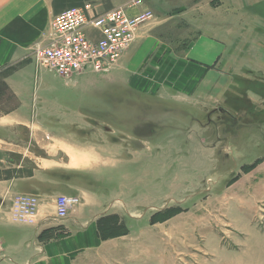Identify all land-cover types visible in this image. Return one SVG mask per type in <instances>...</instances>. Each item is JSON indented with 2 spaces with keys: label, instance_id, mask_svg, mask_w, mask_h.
I'll return each instance as SVG.
<instances>
[{
  "label": "rangeland",
  "instance_id": "obj_1",
  "mask_svg": "<svg viewBox=\"0 0 264 264\" xmlns=\"http://www.w3.org/2000/svg\"><path fill=\"white\" fill-rule=\"evenodd\" d=\"M128 1L90 3L103 12ZM140 2L139 27L174 56L222 22L232 49L222 87L186 99L149 75L136 86L119 61L65 81L30 52L0 68V117L24 123L0 128L11 143H0V184L53 209L58 196L79 198L58 219L48 206L43 242L80 227L81 209L117 264H264V0ZM10 221L0 241L27 225Z\"/></svg>",
  "mask_w": 264,
  "mask_h": 264
},
{
  "label": "crops",
  "instance_id": "obj_2",
  "mask_svg": "<svg viewBox=\"0 0 264 264\" xmlns=\"http://www.w3.org/2000/svg\"><path fill=\"white\" fill-rule=\"evenodd\" d=\"M91 1L94 0H0V68L20 62L32 52L35 43L48 41L51 21L56 13ZM141 10L142 4L131 11L132 15L142 13ZM210 21L211 32L202 31L192 39L182 56L172 55L167 44L155 40L149 29L139 27L135 41L122 55L118 68L125 69L129 77H136V86L139 75H149L154 77L159 89L166 87L186 99L199 95L201 101L205 100L209 94L222 87L218 85V81L222 80L218 68L224 54L231 49L221 35L222 22ZM23 124L15 114L0 117V128ZM0 143L11 144L3 139H0ZM68 163L71 164V161L68 160ZM69 169L76 170L72 165ZM3 191L9 192L4 197V209L9 208V199L16 193L6 183L0 184V192ZM46 204L45 200L40 202L34 225L7 228L9 237L7 241L1 240L4 249L0 264H117L114 262L119 259L117 253L104 251V244L108 241L100 240L97 223L80 215L81 209L77 220L80 227L47 242L39 239L41 227L37 223L48 217V206L52 211L55 210L54 206ZM3 209L0 229H6L5 225L14 226ZM123 259L124 264H127V257Z\"/></svg>",
  "mask_w": 264,
  "mask_h": 264
},
{
  "label": "built area",
  "instance_id": "obj_3",
  "mask_svg": "<svg viewBox=\"0 0 264 264\" xmlns=\"http://www.w3.org/2000/svg\"><path fill=\"white\" fill-rule=\"evenodd\" d=\"M140 3V0H130L103 12H98L94 4L85 3L59 12L52 18L48 41L34 44L33 61L38 67L67 81L82 72L107 71L135 40L144 15H130L129 11ZM4 199L0 203V215ZM78 202L77 196H58L54 201V219L65 216ZM39 203L33 196L15 194L9 199L7 213L13 222L32 224Z\"/></svg>",
  "mask_w": 264,
  "mask_h": 264
},
{
  "label": "bare ground",
  "instance_id": "obj_4",
  "mask_svg": "<svg viewBox=\"0 0 264 264\" xmlns=\"http://www.w3.org/2000/svg\"><path fill=\"white\" fill-rule=\"evenodd\" d=\"M118 7V6H117ZM72 8V7H71ZM135 38H136V35H135ZM59 77V76H58ZM59 78H61V77H59ZM61 79H63V78H61ZM63 80H65V79H63ZM65 81H67V80H65Z\"/></svg>",
  "mask_w": 264,
  "mask_h": 264
},
{
  "label": "trees",
  "instance_id": "obj_5",
  "mask_svg": "<svg viewBox=\"0 0 264 264\" xmlns=\"http://www.w3.org/2000/svg\"><path fill=\"white\" fill-rule=\"evenodd\" d=\"M44 235H46V233ZM42 237H44L43 234H42ZM39 239H41V238L39 237Z\"/></svg>",
  "mask_w": 264,
  "mask_h": 264
},
{
  "label": "water",
  "instance_id": "obj_6",
  "mask_svg": "<svg viewBox=\"0 0 264 264\" xmlns=\"http://www.w3.org/2000/svg\"><path fill=\"white\" fill-rule=\"evenodd\" d=\"M220 111H222L221 109H219Z\"/></svg>",
  "mask_w": 264,
  "mask_h": 264
}]
</instances>
